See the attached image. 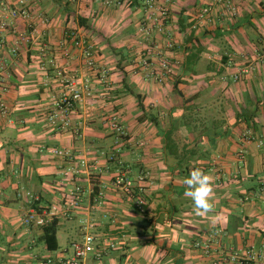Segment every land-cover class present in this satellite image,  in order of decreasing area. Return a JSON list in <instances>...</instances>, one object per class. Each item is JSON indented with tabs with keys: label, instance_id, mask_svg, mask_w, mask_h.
I'll return each instance as SVG.
<instances>
[{
	"label": "crops",
	"instance_id": "1",
	"mask_svg": "<svg viewBox=\"0 0 264 264\" xmlns=\"http://www.w3.org/2000/svg\"><path fill=\"white\" fill-rule=\"evenodd\" d=\"M25 1L39 19L31 25L18 20L0 33L8 106L0 117V264L71 259L84 220L92 224L90 234L116 244L85 264H211L217 258L232 264L227 260L237 250H252L250 264H264V146L258 144L264 142V0H239L234 19L195 29L194 9L210 0H174L169 35L162 39L172 42L167 55L181 67L164 86L132 74L135 52L145 45L136 32L139 2ZM20 31L29 42L13 57ZM73 32L91 44L97 71L84 66ZM245 66L251 72L234 81ZM81 84L89 86L82 101L56 107L62 94ZM54 113L67 117L65 128L48 123ZM245 131L250 143L242 140ZM54 149L86 157L95 170L93 195L84 196L70 219L58 220V248L49 252L41 231L22 225L25 205L17 194L30 191L51 205L71 189L60 176L67 160L53 156ZM193 167L214 181V211L204 218L183 195ZM119 172L132 179L134 197L110 186ZM79 180L86 186L85 175ZM215 232L214 251L205 256L194 243Z\"/></svg>",
	"mask_w": 264,
	"mask_h": 264
},
{
	"label": "built area",
	"instance_id": "2",
	"mask_svg": "<svg viewBox=\"0 0 264 264\" xmlns=\"http://www.w3.org/2000/svg\"><path fill=\"white\" fill-rule=\"evenodd\" d=\"M130 2H139L142 10V19L138 23L136 32L144 39L145 45L135 52L133 60L132 74L140 76L143 82H152L154 84L164 86L176 75L181 67V61L171 59L167 54L173 49V44L169 40H163L162 37L169 35L168 23L170 18V7L174 0H127ZM237 1L239 0H210L205 5H199L194 9V19L197 26L213 27L216 22L227 19L232 20L238 14ZM40 15L33 12L26 4L25 0H16L11 3L9 1H0V33L7 31L13 27L16 21H26L31 25V21L35 18L39 19ZM14 29V28H13ZM25 32H16L15 42L10 48V54L16 57L21 48L20 45L28 43L29 39ZM4 38L0 35V47L4 45ZM71 41L76 49L79 50L84 66L87 69L97 71L94 61L93 49L90 43L81 36H77L74 32L71 34ZM256 54L259 51H255ZM264 55V51H263ZM44 63L40 65V70H45ZM252 70V66H245L238 69L233 80L238 81L242 76L248 75ZM101 75L104 70H99ZM88 84H81L70 90L69 96L62 94L56 107L62 109L71 108L73 103L83 100L84 95H88ZM7 86L4 83L3 77L0 75V117L8 113V106L5 101ZM48 123L55 126L58 122L62 123V128L68 124L67 117L54 113L47 119ZM110 127L118 135L123 136L124 132L120 126L114 121L110 122ZM242 140L245 143H250L253 140L250 131H245L242 134ZM259 146H264V142L260 141ZM51 154L55 157L66 159L65 165L60 169L62 181L72 183L71 189L63 195L59 203L44 205L38 195L30 191H20L17 197L23 200L25 209L22 217V225L26 229L40 230L47 223L53 220H67L71 218V214L80 208L83 203L84 196L91 197L93 188L90 183V161L86 157L75 158L72 152L68 149H54ZM243 159V154L239 156ZM112 159V157H111ZM264 159V153H263ZM85 175L87 179L86 186L79 183V179ZM140 180H142L140 178ZM110 186L113 189L120 191L127 197H133L134 183L132 179L125 173L119 172L114 175L110 181ZM139 204V201L137 202ZM92 224L84 220L82 229L84 231L80 242L72 244L73 255L71 259H63L57 257L56 260L47 258L40 264H85L86 261L93 257L96 260L102 258L107 250L116 249V244L110 241H102L98 237L90 234ZM220 232H215L213 235H207L203 240L196 241L194 247L200 250L205 256H210L214 251L216 237ZM255 253L252 250H237L230 254L227 262L232 264H250ZM261 259L264 260V253L261 254ZM211 264H224L220 259H213Z\"/></svg>",
	"mask_w": 264,
	"mask_h": 264
},
{
	"label": "clouds",
	"instance_id": "3",
	"mask_svg": "<svg viewBox=\"0 0 264 264\" xmlns=\"http://www.w3.org/2000/svg\"><path fill=\"white\" fill-rule=\"evenodd\" d=\"M184 197L191 200L193 212L204 218L214 211V181L202 168L193 167L184 178Z\"/></svg>",
	"mask_w": 264,
	"mask_h": 264
},
{
	"label": "trees",
	"instance_id": "4",
	"mask_svg": "<svg viewBox=\"0 0 264 264\" xmlns=\"http://www.w3.org/2000/svg\"><path fill=\"white\" fill-rule=\"evenodd\" d=\"M183 22L185 21H182V23L180 22L179 26H182ZM78 23L83 24L82 19H79ZM182 31H184V29H182ZM190 36L191 35L188 36V39L192 40V37ZM195 55L196 54L194 53V56ZM133 197H134V194H133ZM57 226H58V220L56 219V220H53L47 223L44 227L40 229L41 235L39 237V240L44 244L46 250L49 252H54L58 248V243H57V238H56Z\"/></svg>",
	"mask_w": 264,
	"mask_h": 264
},
{
	"label": "rangeland",
	"instance_id": "5",
	"mask_svg": "<svg viewBox=\"0 0 264 264\" xmlns=\"http://www.w3.org/2000/svg\"><path fill=\"white\" fill-rule=\"evenodd\" d=\"M72 225H73L74 227H76V229L79 231V223H78L77 220H76V221L73 220V221H72ZM76 236H77V234H76ZM73 238H75V237H73ZM80 241H81V240H80ZM80 241H79V242H80ZM66 244H67V243H66ZM59 245H60V247H61V246H64L65 244H63L62 241H61ZM68 246H69V245H68ZM69 253H72V255H73V249H72V248H71V249L69 248Z\"/></svg>",
	"mask_w": 264,
	"mask_h": 264
}]
</instances>
